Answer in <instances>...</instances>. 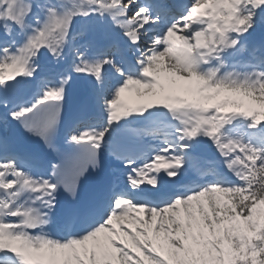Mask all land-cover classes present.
Here are the masks:
<instances>
[{"label": "snow or ice", "instance_id": "obj_1", "mask_svg": "<svg viewBox=\"0 0 264 264\" xmlns=\"http://www.w3.org/2000/svg\"><path fill=\"white\" fill-rule=\"evenodd\" d=\"M257 33L264 0H0V264H264ZM80 85L37 173L9 133L58 152Z\"/></svg>", "mask_w": 264, "mask_h": 264}, {"label": "rangeland", "instance_id": "obj_2", "mask_svg": "<svg viewBox=\"0 0 264 264\" xmlns=\"http://www.w3.org/2000/svg\"><path fill=\"white\" fill-rule=\"evenodd\" d=\"M262 39H264V33L262 34V33H257V35L255 36V40L257 41V42H259L260 40H262ZM206 149H208V151H207V154L210 152V153H212L211 151V149L210 148H206Z\"/></svg>", "mask_w": 264, "mask_h": 264}, {"label": "bare ground", "instance_id": "obj_3", "mask_svg": "<svg viewBox=\"0 0 264 264\" xmlns=\"http://www.w3.org/2000/svg\"><path fill=\"white\" fill-rule=\"evenodd\" d=\"M254 39H255V37H254ZM80 88H82V85L78 86V88H77L75 91L79 92V91H80ZM70 99H71V98H70ZM69 102H72V101L69 100ZM206 148H207V147H205V149H204L205 154H206V155H210V152H209V154H207L208 149H206ZM211 152H212V151H211Z\"/></svg>", "mask_w": 264, "mask_h": 264}]
</instances>
